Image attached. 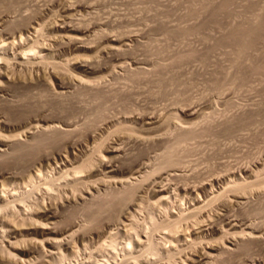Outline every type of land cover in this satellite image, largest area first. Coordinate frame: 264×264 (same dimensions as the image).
Segmentation results:
<instances>
[{
  "label": "rangeland",
  "instance_id": "obj_1",
  "mask_svg": "<svg viewBox=\"0 0 264 264\" xmlns=\"http://www.w3.org/2000/svg\"><path fill=\"white\" fill-rule=\"evenodd\" d=\"M226 2V0H0L1 43L13 42L14 38L18 42L21 38L19 30L21 31L25 26L27 29L25 27L23 29L27 32L24 31L25 41H22V43L26 42L23 43L26 48L24 50L34 45L32 47L37 46L38 49L43 47L41 49L49 50L48 52H51V56L54 53L51 57L52 60L48 59L49 61L47 62L45 60L46 63L39 61V59V66H36L38 65L36 61L37 57H34V59H29V61L32 60L30 62H33V64H28V61V63H24L25 66L24 64L15 63V60L16 62L19 61L20 53L23 55L22 50L18 51L14 49L15 47L12 43H10L11 46H7L8 49L7 47L4 49L0 43V56L1 53L3 56L9 54V59H13L8 64H4L3 62H9V59L0 61V83L2 85H6V82H9L8 79H14L15 83L10 80L14 85H21L24 79L22 85H28V88L33 86L30 88V91L34 95L42 96L41 94H43L44 96H49V98H54L57 96V92L61 91V84L64 80L60 77L63 75L61 73L62 70L63 73L69 71V75L71 76H82V78H79H84L88 84L92 83L90 84L93 86L91 89L95 88L94 85L97 87L91 91L88 89L90 91L88 93L85 92L87 88L81 91L80 87L78 88L76 85L71 86L67 90L68 95L75 96L77 99L76 103V99L74 98L76 104L70 100L71 106H77L76 108L73 107V113H75L71 115L73 119L71 117L69 118L70 120L68 119L72 124V129L76 127V131L73 130L74 133L76 132L75 136H73L74 133H72L73 135L71 134L76 139H73L71 136V141L69 136V141L72 144H65L59 148H47L46 152L38 155L35 160L20 165V158L15 154L16 148L13 146V143L10 142L9 146L0 147L3 154H0V192L4 190V186L7 189L6 192L2 191L0 195L2 198L3 196L4 198L7 196L5 199L9 200L6 201H12L9 209L7 207L3 209V212H0V218L4 214V218L2 217L0 220L1 257L15 256L13 257L15 260L22 258L23 264H183L182 262L190 264L191 261L194 264L197 261L196 264H199L203 258L201 255L206 254L205 252L207 251V254H212L211 252L213 254L217 253V256L215 254L207 257V261L210 260L207 264H242V258L246 257L247 254V257L244 258L250 262L244 261L243 264H264V245L260 241L257 242L258 244L260 243L259 245L255 243L251 244L253 248L251 246L250 249H252H249L248 252L243 253V249L240 248L241 251L235 252L240 245L242 248V244L239 241L240 236H234L239 231L250 232L252 234L256 231L258 234L260 233L259 235H262L260 236V240L264 242V187L259 183L256 187L258 181H255L259 175L261 176H259L260 180H264V71L262 73L259 70L260 68H258L257 71L260 72L254 73L256 69H248L251 65L254 67L255 63L257 65L261 64V69L264 68V42L259 41L255 47L248 49L246 53L244 52V57H241L240 55L242 54L239 55L238 53L243 52L237 49L236 46H232L234 44L230 43L229 39V33L231 34L235 28L242 25L248 26L247 24L251 25L254 21H258L256 20L258 15L259 17L264 16V0H233L234 3L230 4L232 7L229 6L231 8L228 7L229 9L227 8L225 11H222L221 7ZM22 18L29 19V21L27 20L29 26H21L22 21L20 20H23ZM254 24H257V22H254ZM66 25L80 31L79 35L84 39V43L81 46L62 45L60 37L63 34H67L64 30ZM103 35L104 38H102ZM114 40L120 49L118 55H114L116 53L108 50V47L114 43ZM224 41L226 42L224 43ZM18 52L20 53L18 54ZM7 55L4 58H8ZM87 59H90L92 63L95 60L93 65L95 66L97 63V71H91L84 67L85 62L88 61ZM84 60L86 61L84 62ZM41 63L44 64L43 67L41 66V69L44 71L39 69ZM53 64H56V67ZM60 64L64 68L62 69L61 67L60 73L57 74V66L59 65L60 68ZM23 65L24 67H20ZM44 67L45 69H43ZM242 67H246L244 69L245 72L247 71V74L244 73V70H241L243 69ZM47 79L49 80V84L51 83V87L50 85H45L44 81L48 82ZM218 82L220 83L218 84ZM12 87H10L11 90H8L9 93L5 92L2 94L0 108L3 107L2 105L9 103L14 106H17L19 103L22 105L24 99L23 91H16L15 89L14 91ZM92 91H96L94 92L96 94H93ZM80 92H83V94ZM70 96L68 98H71ZM192 106L197 107L193 108L194 112L197 110V114L193 113V116L189 113ZM47 110L44 112L46 114L37 113L39 116L37 118L35 116L32 117L34 114H28L31 115L28 118H25V116H28L25 115L24 118L21 117L23 120L21 118L17 120L10 118L9 120V116L7 115L8 117H6L0 111V118L1 114L7 118V121L4 117L0 119L3 121H0V135L6 138L10 137L11 139H13L12 136H16V139L19 140L16 141L23 144L29 142L28 144H30L41 136L48 135L51 137L55 133L60 132V130L66 129L65 120L58 118L57 115L55 117L52 114L54 112L50 109L47 113ZM186 110H188V113L185 112ZM43 114L47 116L44 117ZM173 114L177 117H174ZM146 115L151 117L153 115L159 124H153L149 119H145ZM158 116H160L161 121L158 119ZM239 119L244 121L238 123ZM26 120L28 123L24 122ZM159 121L164 124L162 123V127L160 126L161 128L158 130L157 127L161 124ZM32 122L33 127L36 125V129L30 127L32 126ZM123 123L131 127V130L134 127L136 130L133 133L136 136L130 135L132 132L129 127L125 126V131L129 129V133H131L124 132ZM149 123L157 126L156 129L160 132L156 133L155 127L152 126L151 128V124ZM230 126H234L235 131ZM80 127L87 131L92 129L89 130L90 133L87 131L85 133ZM56 129L58 132H55ZM78 129L81 130V135L77 132ZM228 129H232L234 133ZM184 130H188L187 138H185L186 135L184 137ZM150 131L152 134L164 135V141H161L163 137L162 139L158 138L161 140L157 143L156 138L158 135L154 134L156 136L154 137L153 135L152 139ZM223 131L224 133H228L225 131H229L230 134H224L222 133ZM189 132L193 135L189 136ZM147 133L148 135L150 134V141L154 142L156 140V143H150ZM143 136L147 137L143 138L147 142H144L145 140L142 141L143 139L141 138ZM80 138L83 139L81 140ZM117 148L122 149V153L124 152L123 156L126 162H128L130 157V162L132 159L135 160V158L136 162L132 160L134 162H132V167L131 165L129 166L131 163L128 162V165L126 164L127 166H125L126 169L123 168L124 165L118 163L115 164L117 167H114L113 170H104L101 166V160L104 158L105 162L111 161L113 151ZM171 153L173 156H171ZM137 155H139L138 159ZM168 155L174 158V160L176 159L175 161L178 160L176 167L170 166L167 161ZM89 161H92V164L96 165L93 164L94 167L92 166V169L85 168L87 171H90L82 173L84 169L80 173V175L84 176L82 178L84 183L81 179L82 184L78 185L77 181L75 182L74 176L75 174L76 176L79 175V171H81L80 169L78 170L79 165L81 167V165L87 164ZM128 167H130V170ZM133 172L137 175H133ZM42 173L43 176H40ZM31 175L32 177L35 176L36 180L33 178L35 183L32 181L35 185L30 182L29 177ZM48 180H51L52 183L50 182L49 184ZM22 181L26 182L23 186L20 185ZM47 181L48 184H46ZM81 181L78 182L81 183ZM251 182L253 185L255 184L253 187L249 185ZM235 183L239 185L240 183L242 185L246 183V186L249 185L250 187L244 185L242 187L240 185V189L233 190V188L236 189L232 187ZM2 185L4 186L2 187ZM51 185H53L52 188H50ZM134 185L135 188H138L134 195L135 197H133L131 203L127 204L129 207L125 205L120 210L118 213L120 217L118 214L117 218L115 216L106 219L105 217L100 223L99 228H94L95 232L92 231L93 229L90 232L87 231L88 229L85 230L92 224H90L91 217L88 212L91 207L97 208L100 202H108L114 195L122 193V191L124 192L130 187L134 188ZM239 185L236 187H239ZM14 189H17V191L15 192ZM46 190H48V193ZM160 190H166L167 193H164L166 195H162ZM188 190H193L198 194L194 193L191 196L192 194L188 193ZM209 190L211 194H208H210L211 198L205 193L209 192ZM10 192L12 195L9 196ZM14 192L18 193L13 195ZM213 193L214 199L215 196L218 197L216 198L217 200L212 198ZM235 195L241 197V199H238ZM19 196L21 197L18 198ZM13 197L19 199L14 200L16 204L12 200L14 199ZM192 197L198 201L203 200L205 203L208 201L206 204H202L203 202L200 201L202 204L201 209L204 208L205 213L204 210L201 211L200 209L199 214L196 210L195 216L190 211L195 208ZM209 201H211V205H208ZM0 204H3V201ZM56 206L58 209H55ZM188 210L191 212L192 217L189 215ZM70 217L73 218L71 220L72 222L74 221V230L77 231H73V236L70 233L66 234L68 235L67 237L65 234L63 235L66 239L62 242L65 243L59 247L60 251L58 250L59 252H57V255L54 254V256L49 252L50 250L47 244L45 245L46 242L44 240L60 233L68 222L69 226L72 225L70 224ZM180 217L184 219H181V222H179ZM5 218L8 219V222L4 220ZM177 219H179V223L174 222V226L178 223V230H176L177 227H174L175 229L172 228L173 225L171 224V221L173 222ZM198 221H201L202 224L200 225ZM195 222L198 226L200 225L199 227L202 231L198 229L201 231V234L199 232L196 233L199 230ZM203 222H205V225L208 222L209 224L203 227ZM210 222H213L212 226ZM37 223L42 226L45 225L52 232L48 230L46 232H38L35 229L34 231L32 229L33 224ZM76 223L77 225H75ZM160 224L168 228L165 229ZM194 224L196 225L193 226ZM157 225L162 226L164 230ZM209 225L212 229L208 228L210 227ZM152 226H154L153 228L155 226L159 227V230L156 228V231L153 232V229L149 228ZM146 229L151 233V236L150 233H147ZM171 229H174L176 233L173 230L171 231ZM208 229L210 230L208 231ZM220 229L223 231L229 230L230 234L227 233L229 234L227 235V231L224 234ZM81 231L83 234L86 231L88 233L86 232V236L82 237L84 235ZM247 233L246 236L252 235ZM193 234L196 236V239H194L195 236ZM222 234L226 235L224 236L226 240L220 239ZM242 234L239 233V235L245 236L243 232ZM189 235L191 236L188 237ZM63 236L56 235L55 237L62 240ZM32 239H36L37 241L39 239L40 241L43 240L39 241L42 249L40 247L38 251L34 250V252L28 253L32 248ZM193 240L198 242L193 243ZM203 240L204 242H201ZM229 241L233 243L232 251H234V255L232 251H227H230L233 256L228 253L227 255V251L225 250L224 254L223 247L218 248L225 243L228 244H225L226 246H229ZM218 242L222 244L220 243V245ZM152 243L156 250L158 247L160 248L157 251L154 250ZM150 244L153 249L149 246ZM211 246H215V248L209 249ZM145 248L147 249L145 250ZM127 251H130L129 254H127ZM198 253L202 254L198 255ZM128 255L129 257H127ZM140 255L144 258L140 257ZM218 255L221 259L218 258ZM235 255L238 256H236L237 260L235 259ZM133 256L138 258L135 259ZM230 256L236 261H232ZM210 257L211 259H209ZM238 258L241 259V262ZM221 260L223 263H221ZM238 261L239 263H237Z\"/></svg>",
  "mask_w": 264,
  "mask_h": 264
},
{
  "label": "bare ground",
  "instance_id": "obj_2",
  "mask_svg": "<svg viewBox=\"0 0 264 264\" xmlns=\"http://www.w3.org/2000/svg\"><path fill=\"white\" fill-rule=\"evenodd\" d=\"M86 1V0H85ZM227 2L223 5V3H222V5H223V7H221V9H222V11H225V9H227L229 6H231L232 4L231 3H234L233 2V0H229L230 1V3H229V1L228 0H226ZM232 1V2H231ZM247 1V0H246ZM251 1V0H250ZM13 2V1H12ZM6 3H7V1H6ZM97 3V2H96ZM213 3V2H212ZM263 3V2H262ZM231 4V5H230ZM87 5V4H86ZM2 6V5H1ZM6 6V5H5ZM16 6V5H15ZM193 6V5H192ZM199 6V5H198ZM201 6V5H200ZM210 6V5H209ZM217 6V5H216ZM7 7V6H6ZM34 7V6H33ZM232 7V6H231ZM231 7H229V8H231ZM251 7V6H250ZM16 8V7H15ZM228 8V9H229ZM10 9H12V8H10ZM220 9V8H219ZM233 9V8H232ZM255 9V8H254ZM231 10V9H230ZM240 10V9H239ZM213 11V10H212ZM220 11V10H219ZM221 11V12H222ZM227 11V10H226ZM257 11V10H256ZM42 12V11H41ZM217 12V11H216ZM262 12V11H261ZM263 12H264V10H263ZM262 12V13H263ZM39 13V12H38ZM190 13V12H189ZM219 13V12H218ZM236 13V12H235ZM248 13V12H247ZM253 13V12H252ZM262 13H260L261 15H262ZM165 14V13H164ZM244 14V13H243ZM25 15V14H24ZM54 15H56V14H54ZM217 15V14H216ZM242 15V14H241ZM256 15H258V14H256ZM263 16V15H262ZM262 16H260L259 17V15H258V17L256 18V20H258V21H254L255 23L257 22V24H254V22H253V24L251 23V25H249V24H247L248 26H240V27H237V28H235L232 32H231V34L229 33V39H230V43H233L234 45H232V46H236V48L237 49H239L241 52H243V53H240L239 51V55L240 54H242V55H240L241 57H244V52L246 53V51L248 52V49H252L253 47H255L256 45H257V43H259V41H263L264 42V16L262 17ZM29 17V16H28ZM52 17V16H51ZM56 17V16H55ZM98 17V16H97ZM218 18V17H217ZM260 18V19H259ZM23 19V18H22ZM87 19V18H86ZM233 19V18H232ZM240 19V18H239ZM28 21H29V19H27ZM27 20H26V18H24L23 20H20V21H22L21 22V26L23 27V25H28V23H27ZM82 20V19H81ZM153 20V19H152ZM157 20V19H156ZM254 20V19H253ZM234 21V20H233ZM82 23V22H81ZM87 23V22H86ZM205 23V22H204ZM249 23V22H248ZM15 24V23H14ZM20 24V23H19ZM208 24V23H207ZM49 25V24H48ZM202 25V24H201ZM205 25V24H204ZM234 25V24H233ZM17 26V25H16ZM29 26V25H28ZM27 26V27H28ZM164 26V25H163ZM173 26V25H172ZM212 26V25H211ZM14 27V26H13ZM21 27V28H22ZM25 27V26H24ZM23 27V28H24ZM32 27V26H31ZM52 27V26H51ZM86 27V26H85ZM194 27V26H193ZM202 27V26H201ZM204 27V26H203ZM12 28V27H11ZM21 29V31L19 30V32H20V34H21V38H20V40H19V38H18V42H16L17 40H16V38H14V41L13 42H10V43H12L13 44V46L15 47L14 49H17L18 51L19 50H22L23 51V55H21V53L20 52H18V54L20 53V57H19V61L18 62H16V60H15V63L16 64H24L25 62H27L28 63V61H29V59H31V58H33L34 59V57H37V64L38 65H36V61L34 62L35 63V65L36 66H39V61H43V63H46L47 61H49L48 59H50V60H52L51 59V57L53 56V54H52V56H51V52L49 53L46 49H41V48H43V47H41V48H37V46L36 47H32V46H34V45H32L31 46V48H29V49H27V50H24V48H25V46H24V44L23 43H26V42H23L22 43V41H25V39H24V35H25V32L24 31H26V30H24V29ZM26 28V27H25ZM54 28V27H53ZM169 28H171V27H169ZM208 28V27H207ZM27 29V28H26ZM29 29V28H28ZM38 29V28H37ZM40 29H42V28H40ZM44 29V28H43ZM172 29V28H171ZM175 29V28H174ZM180 29V28H179ZM198 29V28H197ZM11 30H13V29H11ZM64 30L67 32V34H63L62 35V37H60L61 39H60V41H62V45H66V44H69V45H73V46H81L82 45V43H84V39H83V37H81V35H79V33H80V31L78 30V29H76V28H71L70 26H65L64 27ZM86 30V29H85ZM7 31V30H6ZM37 31V30H36ZM47 31V30H46ZM177 31V30H176ZM8 32V31H7ZM17 32V31H16ZM27 32V31H26ZM42 32V31H41ZM193 32V31H192ZM15 33V32H14ZM83 33V32H82ZM126 33V32H125ZM166 33V32H165ZM40 34V33H39ZM46 34V33H45ZM161 34V33H160ZM190 34V33H189ZM200 34V33H199ZM11 35H13V34H11ZM10 35V36H11ZM15 35V34H14ZM34 35V34H33ZM53 35V34H52ZM165 35V34H164ZM183 35V34H182ZM203 35V34H202ZM18 36V35H17ZM27 36V35H26ZM97 36H98V34H97ZM107 36H109V35H107ZM171 36V35H170ZM178 36H179V34H178ZM184 36V35H183ZM12 37V36H11ZM28 37V36H27ZM26 37V38H27ZM46 37V36H45ZM48 37V36H47ZM135 37V36H134ZM152 37V36H151ZM102 38H104V35H103V37ZM5 39V38H4ZM16 40V41H15ZM27 40V39H26ZM29 40V39H28ZM39 40V39H38ZM131 40V39H130ZM221 40V39H220ZM44 41V40H43ZM58 41H59V39H58ZM100 41V40H99ZM229 41V40H228ZM36 43H37V41H35ZM222 42V41H221ZM226 41H224V43H225ZM1 43V42H0ZM10 43H7V42H2L1 43V46L4 48V49H6V47L7 46H11V44ZM32 43H34V42H32ZM59 43V42H58ZM117 42L114 40V43L112 44V45H110L109 47H108V50L110 51V52H112V53H116V54H114V55H118V53H119V51H120V49H119V46L116 44ZM10 44V45H9ZM23 44V45H22ZM123 44V43H122ZM220 44V43H219ZM221 44H223V43H221ZM61 45V46H62ZM117 45V46H116ZM127 45V44H126ZM259 45V44H258ZM27 46V45H26ZM66 46H68V45H66ZM124 46V45H123ZM39 47V46H38ZM214 47V46H213ZM264 47V46H263ZM45 48V47H44ZM121 48V47H120ZM219 48V47H218ZM221 48H222V46H221ZM3 49V50H4ZM7 49H8V47H7ZM26 49V48H25ZM48 49V48H47ZM55 49V48H54ZM103 49V48H102ZM258 49V48H257ZM17 50H15L16 52H17ZM69 50V49H68ZM142 50V49H141ZM5 51H7V50H5ZM1 52V51H0ZM136 52V51H135ZM160 53V52H159ZM228 53V52H227ZM226 53V54H227ZM4 54H6V53H4ZM17 54V53H16ZM236 54H237V52H236ZM7 55V54H6ZM6 55H4V56H6ZM9 55V54H8ZM7 55V56H8ZM129 55V54H128ZM161 55V54H160ZM216 55V54H215ZM4 56L2 55V53H1V56H0V61H4L5 59H9V56H8V58H4ZM16 56H19V55H16ZM56 56H57V54H56ZM146 56V55H145ZM192 56V55H191ZM194 56V55H193ZM217 56V55H216ZM14 58V57H13ZM16 58H18V57H16ZM167 58H169V57H167ZM205 58V57H204ZM15 59V58H14ZM36 59V58H35ZM40 59V60H39ZM246 59V58H245ZM11 60V61H10ZM39 60V61H38ZM45 60H46V62H45ZM78 60V59H77ZM88 60V59H87ZM167 60V59H166ZM6 61V60H5ZM13 61V59H9V62L7 61V62H3L4 64L5 63H10V62H12ZM30 61H32V60H30ZM29 61V63L28 64H33V62H30ZM86 60H84V62H85ZM90 59L88 60V61H86L85 63V65H84V67L85 68H87L88 70H91V71H97L96 70V65H97V63L95 64V66L93 65L94 63H95V60L93 61V63L90 61ZM164 61V60H163ZM162 61V62H163ZM173 61V60H172ZM185 61V60H184ZM241 61V60H240ZM51 62V61H50ZM54 62H55V60H54ZM156 62V61H155ZM171 62V61H170ZM179 62V61H178ZM2 63V64H3ZM14 63V62H13ZM140 63V62H139ZM183 63V62H182ZM242 63V62H241ZM241 63H239L240 65H241ZM1 64V63H0ZM48 64V63H47ZM57 64V63H56ZM56 64H53V66H55ZM161 64V63H160ZM256 65L253 67L252 65V67L251 66H249L248 64V66H249V68L248 69H256V70H254L253 72L254 73H258V72H260V71H257L258 70V68H260L259 70H261L262 71V73H263V71H264V68H262L261 69V64L260 65H257V63H255ZM263 64V63H262ZM25 65V64H24ZM24 65L23 66H20V67H24ZM43 65L44 64H40V68L39 69H41V66L43 67ZM61 66H60V68H59V65L57 66V68H58V71H57V74H59L60 73V69H61V67H62V64H60ZM254 65V64H253ZM264 65V64H263ZM17 66H19V65H17ZM26 66V65H25ZM66 66V65H65ZM69 66V65H68ZM98 66V65H97ZM163 66V65H162ZM243 66V65H242ZM56 67V66H55ZM251 67V68H250ZM8 68V67H7ZM64 68V66L62 67V69ZM98 68V67H97ZM142 68V67H141ZM239 68H240V66H239ZM238 68V69H239ZM243 68V67H242ZM244 68H246V67H244ZM241 69V70H244V73L245 74H247L246 72H245V69ZM43 69H45V67L43 68ZM55 70H56V68H54ZM176 69V68H175ZM248 69H246V70H248ZM42 70V69H41ZM49 70V69H48ZM42 71H44V70H42ZM145 71V70H144ZM215 71V70H214ZM222 71V70H221ZM225 71V70H224ZM250 71H252V70H250ZM56 72V71H55ZM140 72V71H139ZM217 72V71H216ZM242 72V71H241ZM249 72V71H248ZM61 73L63 74L62 76H60V77H62L64 80H63V83L61 84L62 86H61V91H59V92H57V96L56 97H52V98H49V96H44L43 94H41L42 96H37V95H34V93H32L31 91H30V88L31 87H33V86H30V88H28L26 85L25 86H23L22 84H23V80H22V83H21V85H16V86H21V87H16L14 84H13V80L12 79H8L9 80V82L7 81V79H5V81H7L5 84L6 85H2L1 83H0V100H1V97H2V94H4L5 92H7V93H9L8 92V90L10 89L11 90V86H13L12 88H13V90L15 89L16 91L17 90H21V91H23V93L22 94H24V99H23V101H22V105H20L21 103H19L17 106L15 105H12L11 103H9V104H5V105H2L1 107L2 108H0V111L2 112V114L3 115H5L6 117H8L9 116V120H10V118H14L15 120H17L18 118L20 119L21 117H23L24 118V116L25 115H28V114H34L32 117H39L38 115H37V113H40V114H42V113H44L47 109V113H48V111H52V112H54V113H52V114H54V116L56 117V115H57V117L58 118H60V119H64L65 121V124H66V129H64L63 131L62 130H60V129H58L57 127V129L58 130H60V132H58V130L56 131L55 130V132H58V133H55L53 136H41L40 138H35L36 140L33 142V143H30V144H28V143H20V142H18L19 140L18 139H16V136H12V138L14 139V142H13V139H11L10 137L8 138H6V137H4V136H2V135H0V147L2 148V147H4V146H9L10 144V142L11 143H13L14 145L13 146H15V148H16V150H15V154L18 156V158H20L19 159V162H21V163H19L18 161V163H19V165L20 164H27L28 162H30L31 160H35V158L38 156V155H41V153H43V152H46V150H47V148H51V147H54V148H59V147H62V145H65V144H68L69 145V143H71V141H72V139H71V136L73 135L72 133H74V131L73 130H75V128L74 129H72V124H71V122H69L68 121V119L71 117V115L73 114H75V113H73L74 111V108L73 107H77V106H75L74 104H76L77 103V99L75 98V96H70V95H68V92H67V90L71 87V86H74V85H76L79 89H81V91H82V89L84 90L85 88H87V91H85V92H90L91 90H93V89H95V88H97L94 84V87L95 88H93V89H91L93 86H91L90 84H92V83H90V81H89V83L90 84H88V82H87V80H85L84 78L83 79H81L82 78V76H79V77H81V78H79V77H76V76H78V75H76V76H71V75H69V71L68 72H62V70H61ZM67 73V74H66ZM162 73H164V72H162ZM230 73V72H229ZM244 73H243V75H244ZM2 74V73H1ZM65 74V75H64ZM73 75H74V73H72ZM225 74V73H224ZM250 74V73H249ZM260 74V73H259ZM22 75V74H21ZM61 75V74H60ZM252 75H254L253 73H252ZM1 76V75H0ZM25 76V75H24ZM59 76V75H58ZM20 77V76H19ZM209 77V76H208ZM233 77V76H232ZM237 77H239V76H237ZM24 78V77H23ZM45 79H46V77H44ZM61 78V79H62ZM241 78V77H240ZM245 78V77H244ZM1 79V78H0ZM135 79V78H134ZM141 79V78H140ZM237 79V78H236ZM249 79V78H248ZM10 80L11 81H13L12 83L10 82ZM33 80V79H32ZM48 80V79H47ZM159 80V79H158ZM213 80V79H212ZM244 80V79H243ZM1 81V80H0ZM27 81V80H26ZM86 81V82H85ZM162 81H163V79H162ZM233 81H235V80H233ZM237 81V80H236ZM235 81V82H236ZM242 81V80H241ZM16 82V81H15ZM14 82V83H15ZM45 82V85H50V87H51V83L49 84V80H48V82L47 81H44ZM165 82V81H164ZM209 82V81H208ZM247 82V81H246ZM252 82V81H251ZM26 83V82H25ZM30 83V82H29ZM33 83V82H32ZM41 83V82H40ZM163 83V82H162ZM220 82H218V84H219ZM239 83V82H238ZM241 83V82H240ZM20 84V83H19ZM26 84H28V83H26ZM97 84V83H96ZM233 84V83H232ZM30 85V84H29ZM32 85V84H31ZM158 85V84H157ZM222 85V84H221ZM42 86V85H41ZM75 86V87H76ZM162 86V85H161ZM169 86V85H168ZM185 86V85H184ZM211 86V85H210ZM49 87V86H48ZM158 87V86H157ZM77 88V89H78ZM101 88V87H100ZM162 88H163V86H162ZM252 88H254V87H252ZM72 89H73V87H72ZM88 89H90V91L88 90ZM13 90H12V92H13ZM14 90V91H15ZM161 90V89H160ZM214 90V89H213ZM240 90V89H239ZM238 90V91H239ZM44 91V90H43ZM80 91V90H79ZM98 91V90H97ZM237 91V90H236ZM56 92V91H55ZM84 92V91H83ZM83 92H80V93H82L83 94ZM93 92V94H96V93H94V92H96V91H92ZM99 92V91H98ZM97 92V93H98ZM157 92V91H156ZM252 92V91H251ZM20 93V92H19ZM45 93V92H44ZM79 93V94H80ZM162 93V92H161ZM171 93V92H170ZM236 93V92H235ZM51 94V93H50ZM55 94V93H54ZM53 94V95H54ZM99 94V93H98ZM9 95H11V94H9ZM49 95V94H48ZM85 95V94H84ZM4 96V95H3ZM51 96H52V94H51ZM71 97V98H68V97ZM5 97V96H4ZM46 97V98H45ZM79 97H80V95H79ZM97 97V96H96ZM74 98L76 99L75 101H76V103L74 102ZM83 98V97H82ZM81 98V99H82ZM80 99V98H79ZM70 100H71V102H74V106H71V102H70ZM103 100V99H102ZM263 100V99H262ZM18 101V100H17ZM232 101H233V99H232ZM13 102V101H12ZM78 102H80V101H78ZM101 102V101H100ZM0 103H2V101L0 102ZM16 103V102H15ZM14 103V104H15ZM228 103V102H227ZM17 104V103H16ZM20 105V106H19ZM79 106V105H78ZM48 107V108H47ZM80 107V106H79ZM102 107V106H101ZM240 107V106H239ZM99 108V107H98ZM193 108H197V107H193L192 106V109L190 108V111H189V113H190V115H192L193 116V113H196V111L197 110H195V112H194V109ZM50 109V110H49ZM100 109V108H99ZM75 111H77V109H75ZM103 111V110H102ZM188 110H186L185 112H187ZM0 112V113H1ZM35 113H36V115H35ZM51 113V112H50ZM49 113V114H50ZM105 113V112H104ZM188 113V112H187ZM1 114V118L2 117H4L5 119H6V121H7V118L5 117V116H3ZM44 114H46V113H44ZM43 114V115H44ZM197 114V113H196ZM195 114V115H196ZM8 115V116H7ZM42 115V116H43ZM51 115V114H50ZM155 115V114H154ZM160 115V114H159ZM174 115V114H173ZM29 116H31V115H28V116H25V118L27 117H29ZM45 116H47V115H44V117ZM53 116V117H54ZM156 116H157V114H156ZM176 115H174V117H175ZM43 117V118H44ZM162 117V116H161ZM177 117V116H176ZM0 118V119H1ZM23 118H21L22 120H23ZM105 118V117H104ZM141 118V117H140ZM149 119L150 120V122L151 123H157L156 121H157V119H155V117L152 115V117L151 116H148V115H146V117H145V119ZM157 118V117H156ZM260 118V117H259ZM4 119V120H5ZM30 119V118H29ZM34 119V118H33ZM71 119H73V117H71ZM158 119H160V116H158ZM174 119V118H173ZM175 119H178V118H175ZM233 119V118H232ZM3 120V119H2ZM31 120V119H30ZM70 120V119H69ZM155 120V121H154ZM169 120H170V118H169ZM1 121V120H0ZM33 121V120H32ZM36 121V120H35ZM153 121V122H152ZM160 121H161V119H160ZM159 121V122H160ZM164 121V120H163ZM172 121V120H171ZM238 121V120H237ZM240 121L241 122H243L244 120H240L239 119V122L238 123H240ZM1 122H3V121H1ZM0 122V123H1ZM24 122H27V120L26 121H24ZM247 122V121H246ZM245 122V123H246ZM6 123V122H5ZM28 123V122H27ZM73 124H74V122H72ZM120 123V122H119ZM151 123H149V124H151ZM161 123V122H160ZM163 123V122H162ZM160 124V125H158L159 127H157V126H154V125H152L151 124V128H152V126H154L155 128H154V130H157L156 129V127L158 128V130L162 127L161 125H163V124ZM7 124V123H6ZM30 124H31V122H30ZM37 124V123H36ZM77 124V123H76ZM85 124V123H84ZM92 124V123H91ZM95 124V123H94ZM94 124H93V126H94ZM129 124V123H128ZM157 124H159V123H157ZM248 124H250V123H248ZM18 125V124H17ZM22 125V124H21ZM121 125V124H120ZM127 124L125 123V125H124V123H123V127H124V132H128V134H130L131 132V134L130 135H134V133H133V131L135 132V128L134 127H132L133 128V130H131V127H129V126H126ZM202 125V124H201ZM36 125H34V127H33V122H32V126H30V127H33V129L35 128L36 129V127H35ZM56 126V125H55ZM58 126V125H57ZM76 126V125H75ZM89 126V125H88ZM98 126V125H97ZM122 126H120L121 128H122ZM125 126L126 127H129L130 128V133H129V129H128V131H125ZM161 126V127H160ZM239 126V125H238ZM52 127V126H51ZM74 127V126H73ZM85 127H86V125H85ZM84 127V128H85ZM91 127H92V125H91ZM231 127V126H230ZM230 127H228V128H230ZM243 127V126H242ZM23 128V127H22ZM21 128V129H22ZM29 128V127H28ZM53 128L55 129V127L53 126ZM78 128V127H77ZM81 128V127H80ZM88 128V127H87ZM232 129H234V126H232L231 127ZM29 129H31V130H33L32 128H29ZM81 129H83V128H81ZM92 129V128H91ZM91 129H89V130H91ZM95 129V128H94ZM193 129V128H192ZM191 129V130H192ZM226 129H227V127H226ZM232 129H228L229 131L231 130L232 131V133H234L233 132V130ZM84 130V129H83ZM89 130L87 131L86 129L84 130L85 131V133H86V131L88 132V133H90L89 132ZM153 130V129H152ZM151 130V131H152ZM156 131V133L157 132H160V131ZM201 130V129H200ZM76 131V130H75ZM151 131H150V134H151V136H150V134L148 135V133H147V137H148V139H149V141L151 140V138H149V136L150 137H152V139H153V135L154 134H156V133H154V134H152L151 133ZM185 131V130H184ZM193 131V130H192ZM229 131H225V132H228V133H224V131L222 132V133H224V134H230L229 133ZM230 131V132H231ZM234 131H235V129H234ZM54 132V131H53ZM77 132H79V134L81 133V130L80 129H78V131ZM155 132V131H154ZM186 132V133H185ZM183 134H184V137H185V135H186V137L185 138H187L188 136H187V132H188V130L187 131H185ZM194 132V131H193ZM31 133V132H30ZM76 133V132H75ZM75 133H74V135L73 136H75ZM140 133V132H139ZM195 133V132H194ZM202 133V132H201ZM232 133H231V135H232ZM46 134V133H45ZM72 134V135H71ZM78 134V133H77ZM79 134H78V136H79ZM82 134H83V132H82ZM91 134H92V132H91ZM127 134V133H126ZM192 134V133H191ZM191 134H190V132H189V136H191ZM81 135V134H80ZM87 135V134H86ZM132 135V136H133ZM156 135H158V137L156 138V140H157V143H158V141L159 140H161L162 139V137L164 136H159V134H156ZM156 135H154V137L156 136ZM193 135V134H192ZM197 135V134H196ZM69 136H70V140L71 141H69ZM72 136V137H73ZM77 136V135H76ZM134 136H136V135H134ZM80 137V136H79ZM126 137V136H125ZM129 137V136H128ZM141 137V136H140ZM139 137V138H140ZM147 137H145V136H143L141 139H143V138H147ZM181 137V136H180ZM194 137V136H193ZM76 139V137H73V139ZM133 138H135V137H133ZM158 138H161V139H158ZM167 138V137H166ZM184 138V139H185ZM81 139V138H80ZM83 139V138H82ZM81 139V140H82ZM130 139V138H129ZM176 139V138H175ZM16 140H18V141H16ZM78 140V139H77ZM145 139H143L142 141H144ZM155 140V139H154ZM156 140L153 142V141H150V143L151 142H153V143H156ZM79 141V140H78ZM141 141V142H142ZM162 142L164 141V137H163V139L161 140ZM215 141V140H214ZM217 141H219V140H217ZM73 142H74V140H73ZM144 142H147V140H145ZM161 142V143H162ZM149 143V142H148ZM165 143V142H164ZM72 144V143H71ZM160 144V143H159ZM12 145V144H11ZM67 145V146H68ZM179 145V144H178ZM143 146V145H142ZM158 146V145H157ZM65 148V147H64ZM139 149V148H138ZM143 149V148H142ZM122 149H119V148H117L115 151H113V155H112V157H111V161H109V162H105V160H101V166L103 167V169L104 170H106V171H111V170H113L114 169V167H117L115 164H118V163H121L122 165H124V167L123 168H125V166H127L128 165V162L129 163H131V164H129V166L131 165V167H132V162L134 161V162H136V158H135V160H131V162L129 161L130 160V158H129V160H128V162H126V159H125V157L123 156V153H122V151H121ZM171 150V149H170ZM170 150H169V152H170ZM142 151V150H141ZM99 152V151H98ZM136 152V151H135ZM171 152H173V151H171ZM48 153V152H47ZM0 154L1 155H3L2 154V150H0ZM0 155V156H1ZM43 155V154H42ZM5 156V155H4ZM125 156L127 157V155L125 154ZM131 156V155H130ZM138 156L139 155H137V159H138ZM169 156V155H168ZM171 156H173V154L171 153ZM184 156V155H183ZM8 157V156H7ZM129 157V156H128ZM134 157H136V156H134ZM132 158H133V156H132ZM168 158V157H167ZM8 159V158H7ZM17 159V158H16ZM176 160V159H175ZM174 160V158H172V157H170L169 156V158H168V162H169V164H170V166H173V167H176L177 165H176V163H177V161H175ZM11 161H12V159H11ZM7 162H9V161H7ZM94 162V161H93ZM123 162V163H122ZM126 162V163H125ZM133 162V163H134ZM125 163V164H124ZM4 164V163H3ZM33 164H35V163H33ZM94 164V163H93ZM92 164V161L90 162L89 161V163H87V164H85L84 163V165H81V167H80V165H79V168H78V170L80 169L81 171H79V175H80V173L85 169V168H89V169H92L91 167L93 166L94 167V165H96V164H94L93 165ZM127 164V165H126ZM134 165V164H133ZM23 166V165H22ZM119 166V165H118ZM6 167H7V165H6ZM15 168H16V166H15ZM129 168V170H130V167H128ZM126 169V168H125ZM18 170H19V168H18ZM41 170V169H40ZM86 170V169H85ZM84 170V172H82V173H85V172H88V171H90V170H86L85 171ZM137 170V169H136ZM136 170H135V172H136ZM174 170H177V169H174ZM32 171V170H31ZM76 172H77V170H75ZM132 171H134V169H132ZM131 171V172H132ZM264 171V170H263ZM135 172H133V175L134 174H136V173H138V171L135 173ZM232 172V171H231ZM51 173V172H50ZM177 173V172H176ZM264 173V172H263ZM8 174V173H7ZM10 174V173H9ZM32 174V173H31ZM140 174V173H139ZM235 174V173H234ZM258 174V173H257ZM20 175V174H19ZM79 175H77L76 176V174H75V176H74V179H75V182L79 185V184H82V181H83V177L84 176H82V175H80V176H82V177H80ZM137 175V174H136ZM15 176V175H14ZM34 176V175H33ZM40 176H43V173H42V175H40ZM67 176V175H66ZM171 176H173V175H171ZM197 176V175H196ZM258 176V175H257ZM260 176V175H259ZM258 176V177H259ZM264 176V175H263ZM35 177V176H34ZM34 177H32V175L29 177V179H30V182H34L36 179L34 178ZM70 177V176H69ZM168 177V176H167ZM166 177V178H167ZM258 177H256V179H255V181L257 182H254V183H256V187H257V184L259 183V184H261V186L262 187H264L263 185H264V180L262 179V180H260V177H259V179L257 180V178ZM33 178L35 179V180H33ZM37 178V177H36ZM165 178V179H166ZM170 178V177H169ZM232 178V177H231ZM23 179V178H22ZM29 179H28V181H29ZM38 179V178H37ZM54 179V178H53ZM60 179V178H59ZM81 179H82V181H81ZM85 179H86V177H85ZM163 180H164V178H162ZM235 179V178H234ZM42 180V179H41ZM47 180V179H46ZM55 180V179H54ZM68 180V179H67ZM66 180V181H67ZM87 180V179H86ZM12 181V180H11ZM24 181V180H23ZM22 181V184H20L21 186H23V185H25V183L26 182H23ZM49 181V184H50V182H51V180H48ZM48 181H47V183L46 184H48ZM81 181V183H79V182ZM142 181V180H141ZM231 181V180H230ZM247 181V180H246ZM262 181V183H263V185H262V183H260ZM32 182V183H33ZM74 182V184H76ZM87 182V181H86ZM149 182V181H148ZM234 182V181H233ZM232 182V183H233ZM24 183V184H23ZM35 183V182H34ZM33 183V184H34ZM52 183V182H51ZM56 183V182H55ZM69 183V182H68ZM83 183H84V181H83ZM146 183V182H145ZM230 183V182H229ZM237 183V182H236ZM235 183V185L233 186L232 184H228V185H232V187H235L236 189H234L233 188V190H237V188H239L240 189V187L242 186V187H244V186H246L247 184L245 183V184H241L240 183V185L239 184H236ZM5 185H6V183H4ZM13 184V183H12ZM40 184V183H39ZM45 184V185H46ZM161 184V183H160ZM27 185V184H26ZM35 185V184H34ZM88 185H89V183H88ZM126 185V184H125ZM143 185V184H142ZM141 185V186H142ZM165 185V184H164ZM237 185H239V187H236ZM250 186H254L253 184H252V182L249 184ZM248 185V186H249ZM4 185H2V187H3ZM13 186V185H12ZM29 186V185H28ZM31 186V185H30ZM41 186V185H40ZM132 186V185H131ZM197 186V185H196ZM229 186V187H230ZM248 186H246V187H248ZM249 186V187H250ZM259 186V185H258ZM5 188H6V186H4ZM17 187V186H16ZM27 187V186H26ZM36 187H37V185H36ZM47 187V186H46ZM53 187V185H51V187L50 188H52ZM76 187V186H75ZM83 187V186H82ZM81 187V188H82ZM134 188H128V190H126V191H122V193H119V194H117V195H114V197H112V199L110 200V201H108V202H106V201H104V202H100L99 203V205H97V208H90L89 210H88V212H89V214H90V217H91V220H90V224H91V226H89L90 227V229H89V227L88 228H86L85 230H87V231H91L92 229V231H94L95 229L94 228H99V225H101L100 223L103 221V219L106 217V219L107 218H112V217H115L116 216V218L119 216V212H120V210L122 209V208H124V206L125 205H127V204H129V203H131V201L133 200V197H135L134 195H135V193H136V191H137V187L135 188V185L133 186ZM251 187V188H252ZM261 187V188H262ZM4 188V190H1V192L2 191H5L6 192V190L7 189H5ZM19 188V187H18ZM40 188V187H39ZM79 188V187H78ZM20 189H21V187H20ZM28 189H29V187H28ZM54 189V188H53ZM52 189V190H53ZM73 189H74V187H73ZM92 189V188H91ZM211 189V188H210ZM226 189H227V187H226ZM254 189V188H253ZM13 190V189H12ZM15 190V192L17 191V189H14ZM36 190V189H35ZM50 190V189H49ZM167 190V189H166ZM166 190H160V193L162 194V195H166V194H164V193H167V191ZM185 190V189H184ZM195 190H197V189H195ZM259 190V189H258ZM8 191H10V190H8ZM26 191V190H25ZM34 191V190H33ZM47 191V193H48V190H46ZM51 191V190H50ZM178 191V190H177ZM181 191V190H180ZM186 191H187V189H186ZM202 191V190H201ZM205 191H207V190H205ZM226 191V190H225ZM0 192V193H1ZM13 193V195L14 194H17V193ZM115 192V191H114ZM196 192H198V190L196 191ZM196 192H194L193 190H188V193H191L190 195L191 196H193L194 195V193H196ZM211 191L209 190V192H205V193H210ZM223 192V191H222ZM252 192V191H251ZM11 193V192H10ZM20 193H21V191H20ZM29 193V192H28ZM184 193H186V192H184ZM199 193V192H198ZM198 193H196V195L198 194ZM6 194V193H5ZM4 194V195H5ZM50 194H51V192H50ZM211 194V193H210ZM210 194H208L209 196H210ZM223 194V193H222ZM232 194V193H231ZM8 195V194H7ZM10 195H12V193L11 194H9V196ZM187 195V194H186ZM213 195V199H214V193L212 194ZM216 195V194H215ZM239 195H240V193H239ZM6 196V195H5ZM16 196V195H15ZM54 196V195H53ZM224 196V195H223ZM236 196V195H235ZM7 197V196H6ZM5 197V198H6ZM12 197V196H11ZM17 197V196H16ZM21 196H19L18 198H20ZM79 197V196H78ZM165 197V199H167V197L166 196H164ZM195 197H198V196H195ZM237 197V196H236ZM2 197H1V195H0V199H1ZM3 198H4V196H3ZM2 198V200H0V202L1 201H3V204H0V212H3L4 210L3 209H6L7 207H8V209H9V207H11V205L10 204H12L11 202L12 201H6V200H9V199H3ZM14 198V197H13ZM17 198V199H18ZM60 198V197H59ZM191 198V197H190ZM209 198H211V196L209 197ZM216 198H218L217 196H215V199ZM219 198H220V195H219ZM222 198V197H221ZM238 199H241V197H237ZM11 199V198H10ZM16 198H14V199H12L13 201L15 200ZM16 199V200H17ZM22 199V198H21ZM57 199V198H56ZM192 199H193V197H192ZM208 199V198H207ZM213 199H212V201H213ZM214 199V200H215ZM224 199V198H223ZM237 199V200H238ZM19 200V199H18ZM38 200V199H37ZM181 200V199H180ZM210 200V199H209ZM217 200V199H216ZM54 201V200H53ZM52 201V202H53ZM60 201V200H59ZM193 201H194V207L195 208H191L192 210H190V211H192L193 213H194V215H195V213L196 212H198L199 213V210L201 209V207H202V204H204L205 202H203V200H200L201 202H203L202 204H201V202L200 201H198L196 198H194L193 199ZM193 201H192V204H193ZM233 201V200H232ZM235 201V200H234ZM33 202V201H32ZM37 202V201H36ZM55 202V201H54ZM99 202V201H98ZM208 202V201H207ZM206 202V203H207ZM210 202L211 201H209V203H208V205L210 204ZM215 202V201H214ZM214 202H213V204H214ZM238 202H239V200H238ZM205 203V204H206ZM233 203V202H232ZM236 203H237V201H236ZM14 204H16V201H14ZM95 204V203H94ZM201 204V205H200ZM212 204V203H211ZM210 204V205H211ZM224 205V204H223ZM29 206V205H28ZM128 207H129V205H127ZM206 206V205H205ZM228 206V205H227ZM94 207V206H93ZM243 207V206H242ZM38 208V207H37ZM57 208V206L55 207V209ZM159 208H161V207H159ZM206 208V207H205ZM58 209V208H57ZM195 209V210H194ZM2 210V211H1ZM33 210V209H32ZM74 210V209H73ZM194 210V211H193ZM197 210V211H196ZM202 210H204V208L203 209H201V211ZM210 210V209H209ZM251 210V209H250ZM11 211V210H10ZM38 211V210H37ZM189 211V210H188ZM189 211V215L191 216V212ZM196 211V212H195ZM200 211V212H201ZM9 212V211H8ZM33 212V211H32ZM263 212V211H262ZM193 213H192V215H193ZM198 213H197V215H198ZM204 213H205V210H204ZM250 213V212H249ZM19 214V213H18ZM117 214H118V216H117ZM200 214V213H199ZM215 214V213H214ZM4 215V214H3ZM1 216V218L3 217L4 218V216ZM58 215V214H57ZM56 215V216H57ZM188 215V214H187ZM226 215V214H225ZM87 216V215H86ZM183 216V215H182ZM196 216V215H195ZM204 216V215H203ZM223 216V215H222ZM6 217V216H5ZM26 217V216H25ZM120 217V216H119ZM189 217V216H188ZM192 217V216H191ZM1 218H0V220H1ZM9 218V217H8ZM13 218H15V217H13ZM177 218H179V217H177ZM27 219V218H26ZM26 219H25V221H26ZM71 219H73L72 217H70L69 218V220H70V224H72V225H70L69 226V222L67 223V225H66V227L60 232V233H57V234H55V236L57 235V236H59V235H66V234H71V236H73L74 234H72L73 233V231L75 232V231H77V230H74V224H73V222H72V220ZM88 219V218H87ZM105 219V220H106ZM170 219V218H169ZM181 219H182V217H180V221H179V219H177L176 221H171V224L173 225V227L172 228H174V227H177V224L179 223V222H181ZM185 219H186V217H185ZM215 219V218H214ZM227 219V218H226ZM4 220H8L7 218H5ZM3 220V221H4ZM19 220V219H18ZM24 220V219H23ZM39 220V219H38ZM68 220V221H69ZM111 220V219H110ZM175 220V219H174ZM182 220H184V219H182ZM201 220H202V218H201ZM221 220V219H220ZM5 221V222H6ZM12 221V220H11ZM33 221V220H32ZM36 221V220H35ZM121 221V220H120ZM168 221H170V220H168ZM179 221V222H178ZM197 221V220H196ZM205 221V220H204ZM8 222V221H7ZM17 222V221H16ZM67 222V221H66ZM65 222V223H66ZM72 222V223H71ZM109 222V221H108ZM123 222V221H122ZM152 222H153V220H152ZM167 222V221H166ZM174 222L176 223V222H178L177 224H175L176 226H174ZM199 222V221H198ZM214 222V221H213ZM212 222V223H213ZM227 222V221H226ZM10 223V222H9ZM27 223V222H26ZM38 223H39V221H38ZM33 224V227H32V229L34 230H36V231H38V232H40V231H51V229L49 230L47 227H45V225H41V224ZM196 223V222H195ZM200 223V225L202 224V222L200 221L199 222ZM211 223V222H210ZM212 223H211V226H212ZM217 223V222H216ZM235 223V222H234ZM8 224V223H7ZM23 224V223H22ZM63 224V223H62ZM167 224V226H169L168 225V223H166ZM197 224V223H196ZM196 224H194L193 226H195ZM207 224H209V222L207 223ZM207 224L205 225V222H203V227H204V225L205 226H207ZM10 225V224H9ZM11 225H13V224H11ZM27 225V224H26ZM65 225V224H64ZM75 225H77V223L75 224ZM154 225H156V224H154ZM160 225H162V224H160ZM160 225H157V226H159L160 228L163 226L165 229L166 228H168L167 226H165V225H162V226H160ZM171 225V226H172ZM199 225V226H200ZM215 225V224H214ZM21 226H23V225H21ZM28 226V225H27ZM58 226V225H57ZM59 226H60V224H59ZM131 226V225H130ZM157 226H155V228H153L154 226H152V227H149V228H152L153 229V232L154 231H156V228L159 230V227H157ZM198 226V224H197V229L199 228L200 229V227ZM210 226V225H209ZM211 226L210 227H208V228H211ZM223 226V225H222ZM13 227V226H12ZM19 227V226H18ZM24 227V226H23ZM64 227V226H63ZM78 227V226H77ZM162 227V228H163ZM217 227V226H216ZM239 227V226H238ZM145 228V227H144ZM148 228V229H149ZM164 228H163V230H164ZM218 228V227H217ZM216 228V229H217ZM19 229H20V227H19ZM148 229H146L147 231H148ZM151 229V230H152ZM155 229V230H154ZM175 229V228H174ZM174 229H171V231L173 230V232L174 233H176L175 232V230ZM190 229V228H189ZM191 229H193V228H191ZM198 229V230H199ZM203 229V228H202ZM207 229V228H206ZM212 229V228H211ZM213 229H215L214 227H213ZM236 229V228H235ZM34 230V231H35ZM176 230H178V227H177V229ZM201 230V229H200ZM196 231V230H194V231H196V233L197 232H199L200 234H201V231ZM203 230H205V229H203ZM210 229H208V231H209ZM219 230V229H218ZM220 230H222V229H220ZM5 231V230H4ZM86 231V232H87ZM149 231H150V229H149ZM147 232V233H150V232H152V231H150V232ZM193 231V233L196 235V233ZM206 231V230H205ZM225 231H227V230H225ZM225 231H221V232H225ZM229 231V230H228ZM226 232V234L227 233H229L230 234V232ZM52 232V231H51ZM53 232H55V231H53ZM63 232V233H62ZM82 232V231H81ZM85 232V234H83V232H82V234L84 235V236H82V237H85L86 236V234L88 233H86ZM95 232V231H94ZM98 232V231H97ZM159 232V231H158ZM170 232V231H169ZM188 232H189V230H188ZM192 232V231H191ZM220 232V233H221ZM242 232L245 234V236H241V235H239V233L240 234H242ZM239 231V232H236L235 234H234V236L235 237H239L240 236V240L239 241H241V244H242V248H241V245L237 248V250H235L234 248V250H235V252L236 251H238V250H240V249H243L242 251H244L243 253H245V252H248V250L250 249V247L252 246V248H253V245H251V244H253V243H255L256 245H259L260 243H262L263 245H264V242H262V240H260L261 239V237L260 236H262V235H259L256 231H255V233L254 234H252V233H250V232H245V231ZM92 233V232H91ZM198 233V234H199ZM246 233L247 234H252V235H249V236H246ZM77 234V233H76ZM154 234V233H153ZM181 234V233H180ZM192 234V233H191ZM193 234V235H194ZM225 234V233H224ZM229 234H227V235H229ZM78 235V234H77ZM139 235V234H138ZM147 235H149V234H147ZM169 235H170V233H169ZM168 235V236H169ZM184 235V234H183ZM193 235H192V238H193ZM194 235V236H195ZM243 235V234H242ZM49 237L48 239H46V240H44L46 243H45V245L47 244V246H48V248H49V252L50 253H52V255H54V254H56L57 255V252H59L60 250V248L59 247H61V245L63 246L64 245V243L62 242V241H64L66 238L64 237L62 240L61 239H59V238H56V237ZM68 235H66V237H67ZM79 236V235H78ZM150 236H151V233H150ZM167 236V235H166ZM191 235H189L188 237H190ZM197 236V235H196ZM196 236L194 237V239H196ZM200 236V235H199ZM224 236H226V235H223L222 234V237L220 236V239H225L224 238ZM231 236V235H230ZM80 237V236H79ZM179 237V236H178ZM205 237V236H204ZM215 237V236H214ZM213 237V238H214ZM219 237V236H218ZM229 237V236H228ZM75 238V237H74ZM169 238V237H168ZM263 238V237H262ZM177 239V238H176ZM186 239V238H185ZM189 239H191V238H189ZM201 239V238H200ZM203 239V238H202ZM215 239V238H214ZM218 239V238H217ZM172 240V239H171ZM198 240V239H197ZM206 240V239H205ZM209 240H211V239H209ZM226 240V239H225ZM232 240H233V238H232ZM27 241V240H26ZM39 241H40V239H39ZM39 241H37L36 239L34 240V239H32V241H31V243H32V248L30 249V251L28 252V253H30V252H34V250H36V251H38L39 249H40V247H41V244H40V242L41 241H43V240H41L40 242ZM67 241V240H66ZM119 241V240H118ZM168 241V240H167ZM173 241V240H172ZM184 241V240H183ZM182 241V242H183ZM187 241V240H186ZM191 241V240H190ZM208 241V240H207ZM212 241V240H211ZM220 241V240H219ZM260 241V243L258 244L257 242H259ZM114 242V241H113ZM194 242H198V241H195V240H193V243ZM200 242V241H199ZM201 242H204V240L203 241H201ZM200 242V243H201ZM43 244H44V242H42ZM67 243V242H66ZM73 243H75V242H73ZM140 243V242H139ZM163 243V242H162ZM172 243V242H171ZM180 243V242H179ZM193 243H191L192 245H193ZM212 243V242H211ZM221 242H218V244H220ZM223 243H224V241H223ZM229 243H230V245L229 246H226V245H228V244H223V245H221V247H218V248H222L223 247V251L225 250V251H227V250H230V251H232V245H233V243L232 242H230L229 241ZM133 244H134V242H133ZM190 244V245H191ZM234 244H235V242H234ZM254 244V245H255ZM18 245H19V243H18ZM17 245V246H18ZM139 245V244H138ZM152 245H153V247H154V244L152 243ZM152 245L150 244L149 246H151V249H153L152 248ZM175 245V244H174ZM179 245V244H178ZM211 245V244H210ZM220 245H216V246H220ZM225 245V246H224ZM239 245V244H238ZM237 245V246H238ZM43 246V245H42ZM115 246V245H114ZM117 246V245H116ZM124 246V245H123ZM122 246V247H123ZM189 246V245H188ZM196 246V245H195ZM183 247V246H182ZM215 248V246H211L209 249H211V248ZM131 248V247H130ZM160 247H158L157 248V250L159 249ZM170 248V247H169ZM176 248V247H175ZM204 248V247H203ZM213 248V249H214ZM217 248V247H216ZM240 248V249H239ZM251 248V249H252ZM10 249H12V248H10ZM41 249H42V247H41ZM109 249V248H108ZM119 249V248H118ZM147 248H145V250H146ZM168 249V248H167ZM250 249V250H251ZM59 250V251H58ZM116 250V249H115ZM132 250V249H131ZM134 250V249H133ZM154 250H156L155 249V247H154ZM156 250V251H157ZM161 250V249H160ZM174 250V249H173ZM215 250H217V249H215ZM221 250V249H220ZM4 251V250H3ZM6 251V250H5ZM148 251V250H147ZM146 251V252H147ZM152 251V250H151ZM156 251H154V252H156ZM168 251H170L169 249H168ZM194 251V250H193ZM192 251V252H193ZM203 251V250H202ZM204 251H205V249H204ZM210 251V250H209ZM208 251V252H209ZM212 251H214V250H212ZM217 251H219V250H217ZM216 251V252H217ZM225 251L223 252L224 254H225ZM230 251H227L226 252V254L228 253L229 255H232L231 254V252ZM241 251V250H240ZM41 252V251H40ZM128 252V251H127ZM126 252V253H127ZM130 252V251H129ZM129 252L127 253V254H129ZM211 252V251H210ZM239 252V251H238ZM250 252V251H249ZM158 253H159V251H158ZM172 253V252H171ZM194 253V252H193ZM206 254H203V255H201V254H199L198 253V255H201V257H203L202 258V261L201 262H199V264H207V262L209 261L210 262V260H208L207 261V257H209L210 255H215V256H217V253H215V254H213V252H211L212 254H207V251L205 252ZM222 253V254H223ZM232 253H233V255H234V251H232ZM9 254H11V253H9ZM8 254V255H9ZM46 254V253H45ZM63 254V253H62ZM66 254V253H65ZM122 254V253H121ZM164 254V253H163ZM175 254V253H174ZM221 254V255H222ZM223 254V255H224ZM227 254V255H228ZM237 254V253H236ZM238 254H240V253H238ZM3 255V254H2ZM51 255V254H50ZM143 255V254H142ZM140 255V257H143V256H146V255ZM156 255V254H155ZM162 255V254H161ZM168 255V254H167ZM220 255V256H221ZM232 255V256H233ZM241 255H242V253H241ZM241 255H239V256H241ZM246 255V254H245ZM248 255V254H247ZM247 255H246V257H247ZM10 256H12V255H10ZM55 256V255H54ZM60 256H62L61 254H60ZM130 256H132V254H130ZM138 256V255H137ZM195 256V255H194ZM214 256V257H215ZM237 255H235V257H236ZM244 256V255H243ZM13 257H15V256H13ZM13 257H1L0 256V264H23V260H22V258H17L18 260H15ZM57 257V256H56ZM127 257H129V255L127 256ZM133 257H135V256H133ZM156 257V256H155ZM165 257V256H164ZM193 257V256H192ZM199 257V256H198ZM212 257V256H211ZM211 257L209 258V259H211ZM213 257V258H214ZM238 257V256H237ZM237 257L235 258L236 260H237ZM242 257V256H241ZM240 257V258H241ZM245 257V256H244ZM243 257V258H244ZM245 257V258H246ZM250 257V256H249ZM138 257H135V259H137ZM144 258V257H143ZM149 258V257H148ZM158 258V257H157ZM179 258V257H178ZM187 258V257H186ZM218 258H219V255H218ZM217 258V259H218ZM240 258H238V259H240ZM243 258H242V261L244 262H246V261H248V260H245V258H244V260H243ZM126 259V258H125ZM131 259V258H130ZM140 259V258H139ZM142 259V258H141ZM161 259V258H160ZM170 259V258H169ZM199 259H200V257H199ZM215 259V258H214ZM219 259H221V258H219ZM228 259V258H227ZM230 259L232 260V261H234L233 260V257L231 258V256H230ZM248 259V258H247ZM39 260V259H38ZM60 260V259H59ZM143 260V259H142ZM148 260V259H147ZM188 260V259H187ZM235 260V261H236ZM250 260V259H249ZM125 261V260H124ZM166 261V260H165ZM199 261V260H198ZM240 262H241V259L239 260ZM239 261L237 262V263H239ZM45 262V261H44ZM147 262V261H146ZM177 262V261H176ZM180 262V261H179ZM192 262L193 261H191V263L190 264H192ZM243 262H241L242 264H243ZM248 262H250V261H248ZM123 263V262H122ZM167 263H169V262H167ZM183 264H184V262H182ZM196 263H197V261H196ZM195 263V264H196ZM221 263H223L222 262V260H221ZM233 263V262H232ZM236 263V262H235ZM261 263V262H260ZM25 264V263H24ZM165 264V263H164ZM170 264H172V263H170ZM174 264V263H173ZM193 264H194V262H193ZM224 264V263H223ZM244 264H246V263H244ZM250 264V263H249Z\"/></svg>",
  "mask_w": 264,
  "mask_h": 264
}]
</instances>
